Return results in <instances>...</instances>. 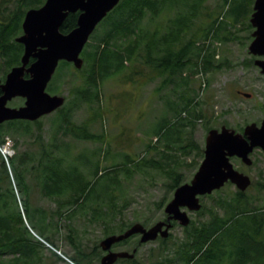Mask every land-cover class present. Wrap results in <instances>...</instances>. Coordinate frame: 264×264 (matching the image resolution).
I'll list each match as a JSON object with an SVG mask.
<instances>
[{
    "label": "rangeland",
    "instance_id": "obj_1",
    "mask_svg": "<svg viewBox=\"0 0 264 264\" xmlns=\"http://www.w3.org/2000/svg\"><path fill=\"white\" fill-rule=\"evenodd\" d=\"M5 1L7 2L5 10L7 11L9 7H13L12 3L16 2V0H0L1 3ZM222 9H224L223 0H207L200 17L196 19V27L208 25ZM173 15L174 13L164 12L156 19L148 15L142 25L154 30L159 22L162 26H166ZM104 19L90 37L91 44L98 43L103 36L107 24V20ZM225 35L226 33L223 31L220 34L221 37ZM227 36L229 39L214 40L215 62L216 64L221 63L222 67L207 72L199 70L192 72V69L185 71V74L190 78L189 88L182 86L183 81L180 77L178 79L179 86L171 84L163 88L162 78L156 76L152 68L144 64L139 65L137 70H142V73L136 74L134 66H128L123 73L113 76L102 85L99 102L88 103L81 99L76 102L74 95L70 94L71 76L59 80V73L56 79L53 78L54 81L52 79L47 91L51 94L64 95L66 109H69L74 103L78 104V107L74 109L73 117L77 123L92 120V117L96 115L97 118L92 121L90 128L94 133L102 134L103 138L81 140L71 135L57 133L55 122L57 118H60L58 109L33 121L30 125L31 133L20 134L17 137L6 133L5 136L9 135L14 140L16 153L26 152L36 160L43 153L44 148L55 156H63L66 167L74 168L85 179L94 181L95 185L85 204L68 214L66 212L72 207L67 206L63 208L61 216H55V219L52 220L58 224V229L55 238L56 246L49 247L26 231L27 224H31L30 217L27 219L26 215L33 218L34 209H40L50 212L49 216L52 217L54 210L58 207L55 200L44 196L43 176L45 174L42 170L43 167L40 166L38 172L28 171L26 173L23 191L17 185L13 169L9 168L10 176L12 178L15 176L12 183L16 194V205L18 204L17 214L20 209L24 216L22 224L19 221L15 224V228L19 230L15 235L18 242L14 247L18 264L30 263L34 250L32 242L44 245L46 251L51 255L49 264H75L70 260L71 255L77 253L74 245L79 244V247L85 252L90 253L93 247L104 239L103 225L106 223L110 221H113L112 223L141 222L151 226L159 221L164 216L166 203L174 195L171 186L173 181L168 173L149 164L133 166V170L130 166V172H120V186L115 187L114 179H110L114 174L109 173V175L107 171L114 165L126 162L127 156L130 155L136 159L143 157L145 160H157L163 165H167V168L170 165L179 170L183 174V179L189 182L203 158H198L195 163V150H192L189 155L181 153L183 151L180 150V147L187 144L188 136L193 137L205 148L209 133L208 126L221 128L222 125L227 124L228 127L239 129L252 122H260L264 118L263 75L249 62L250 52L243 45L240 31L237 29L234 36ZM1 66L2 59L0 58V77L2 75ZM56 84H60V92L54 93L50 86H56ZM78 84L82 85L83 81L78 80ZM238 89L250 92L253 96L251 98L241 96L237 92ZM180 93L181 95H179ZM185 98L196 99L195 113L203 114V118L195 119V127L189 125L184 129L179 128L182 130L173 134L171 146L166 147L169 139L164 135L161 138L158 136L159 126L169 120L171 121V130H176V125L173 123L180 117ZM17 103H20L19 99H16L12 104ZM182 117H189L188 112L183 113ZM17 124L21 125L25 122L18 121ZM36 136H42V138H36ZM17 140L18 145H16ZM35 159L32 162L28 161V167L35 164ZM259 159L253 167H250L251 173L249 174L252 177L253 185L246 190L244 197L255 209L262 208L256 212V215L258 218H264V159L262 157ZM234 163L236 166H242L238 161ZM99 168L101 172L106 173L102 177L94 175ZM259 169L262 173L260 176L257 174ZM109 184H111L110 190H108ZM236 189L237 187L230 183L224 188L216 190L210 196L204 197L202 211L189 212L191 220L196 223L208 221L211 218V211H218L222 214L223 210L219 211L215 206L218 198L235 196ZM109 192L118 195L119 205H126V207L124 205V209L120 208L123 210V214L111 213L107 219L105 216H100V218L93 216L90 208L92 202L96 201L97 197H109ZM46 230L49 231L48 228ZM262 230L263 237L261 236V238H264V227ZM48 234L43 236L47 237ZM185 235V227L177 223L170 230L168 237H172L167 243L163 244L160 237L157 240L143 243L136 256L143 264H170L166 258H172L176 262L179 259L176 251L180 243L188 239ZM137 241L138 236L133 237L130 243L137 244ZM115 249L131 251V247L127 245H117ZM34 254L36 262L39 263L38 255ZM117 264L123 263L120 261Z\"/></svg>",
    "mask_w": 264,
    "mask_h": 264
},
{
    "label": "trees",
    "instance_id": "obj_2",
    "mask_svg": "<svg viewBox=\"0 0 264 264\" xmlns=\"http://www.w3.org/2000/svg\"><path fill=\"white\" fill-rule=\"evenodd\" d=\"M206 1L121 0L104 19L107 20V24L99 42L96 44L88 42L85 46L82 52L83 67L77 69L72 63L61 61L53 78L56 79L59 73V80L71 76L70 94L74 95L76 102L81 99L88 103L99 102L102 85L113 76L123 73L128 66H134L136 69L134 73L136 74L142 73V70H137L139 65L144 64L152 68L156 76L162 78L163 88L171 84L176 87L179 86V77L182 78V86L189 88L190 78L185 74V71L192 69V72H198V70L207 72L222 67L221 63L216 64L215 62L214 40H226L229 39L227 35L234 36L238 22L244 14L241 9L243 0H223L224 9L218 12L219 15L208 25L196 27V19L200 17ZM6 3V1L4 3L0 2V58L2 59V75L0 78L3 80L14 66L21 64L24 46L16 41V37L23 33L22 23L26 12L30 8L42 6L45 0H16L12 3V5L14 4L13 7H9L8 11L5 10ZM226 7L228 9H225ZM164 12L174 13L171 19L169 18L170 20L166 26H162L159 22L154 30L143 27V20L146 16L150 15V17L156 19ZM78 14L77 12L68 15L61 27L64 33L77 26ZM222 31L226 33L223 37L220 36ZM78 80H82L83 84H78ZM50 89L54 93L60 92V84L51 85ZM19 100V104H21L23 100ZM184 100L185 104H182L180 117L173 123L176 125V130H171L172 126L169 120L159 126L158 136L161 138L164 135L165 138L169 139L166 147L171 146L170 142L174 138L173 134L177 131L180 132L189 125L195 127V119L203 118V114L195 113V98H185ZM77 107L78 104L74 103L69 109H66L65 103L63 107L58 109L60 118L56 119L57 131L56 129L55 131L81 140L102 139V134L94 133L90 128L92 121L97 118L96 115L87 122L77 123L74 121V109ZM186 112H188L189 117H182V114ZM18 121H23L25 124L19 125L17 124ZM32 123L33 121L28 120H11L5 123L0 128V142L4 141L6 133H10L15 137L20 134L31 133L30 125ZM212 128L208 126L207 129L211 130ZM239 129L241 130L243 127ZM38 137L42 138V136H36V138ZM16 145H18V140ZM180 150L183 151L181 152L183 155H189L192 150H195V163H197L198 158H204V148L193 137L188 136L187 144L181 146ZM20 154L16 153L11 159L10 167L13 169L18 182L17 185L20 186L21 191H23V185L26 183V173L28 171L38 172L41 166L45 174L43 176L44 196L51 197L58 206L52 217L48 216L50 212L40 209H34L33 218L26 215L27 219L30 217L32 224H27L26 231L29 235L37 237L38 241L55 247L58 224L52 220L55 219V216H61L63 208L67 206L72 207L66 212L68 214L85 204L95 182L85 179L74 168L66 167L63 156H55L45 148L37 160L26 152ZM127 157L126 162L114 165L107 171L108 174H114L110 179H114L115 187L120 186V172H130L133 170V166L139 167L149 164L170 175L169 177L173 181L171 186L174 191L186 182L183 179V174L170 165L167 168V165H163L157 160H145L143 157L136 159L130 155ZM34 159L35 164L28 167V161L32 162ZM130 166L131 170L129 169ZM0 172L2 182L9 180L14 201L17 203L9 168L1 153ZM105 174V172H101L100 168L94 173L96 177H102ZM110 189L111 184L108 186V190ZM6 197L4 194V201ZM92 203L90 208L93 216L97 218L105 216L106 219L111 213L122 215L123 210L121 209H124L125 205H119L118 195L110 192L109 197H97L96 201ZM215 206L218 208L217 210H223V213L211 211V218L201 223L192 220L191 224L185 227V236L188 239L182 241L176 251L179 256L178 261L175 262L172 258H166V261L170 264H264V238H261V236L263 237L264 218L257 217L256 212L259 209H253L241 191H237L235 196L218 198ZM5 212L12 213V211H4L0 214V251L5 240L6 246L12 244V229L16 224L15 217L7 215ZM17 215L18 221L22 224L24 216L20 209ZM49 218L52 221L50 224H48ZM112 222L103 225L104 238L122 233L134 224L124 221ZM142 224L148 226L146 223ZM46 234L48 236L44 237ZM171 237L160 238V240L165 244ZM72 241L74 240L72 239ZM100 242L93 247L90 253L85 252L79 247V244H75L74 248L77 253L71 255L70 260L76 264H88L86 261L88 259L90 264H93L97 254L102 253ZM34 253L37 254L35 249L31 254L29 264H38ZM54 253L57 255L56 252ZM93 253H95L94 256H92ZM120 261L123 264H143L136 255L132 259H121ZM0 264L9 263L0 256Z\"/></svg>",
    "mask_w": 264,
    "mask_h": 264
},
{
    "label": "water",
    "instance_id": "obj_3",
    "mask_svg": "<svg viewBox=\"0 0 264 264\" xmlns=\"http://www.w3.org/2000/svg\"><path fill=\"white\" fill-rule=\"evenodd\" d=\"M121 0H45L38 8H30L22 23L23 33L16 41L23 44L24 52L21 64L14 66L0 78V124L11 120L35 121L55 112L66 102L62 94L47 91L61 61L72 63L77 69L84 65L82 52L97 26L120 3ZM257 12L252 21L264 19V0H257ZM79 13L77 26L64 33L61 27L70 13ZM264 32L262 25L259 32ZM255 40L249 52L264 53L258 50ZM264 74V62L256 61ZM28 75V77H26ZM25 98V103L18 107L9 106L14 98ZM255 147L264 149V121L260 126L253 122L245 126L244 133L226 125L209 130L206 138L204 158L193 178L176 188L172 199L167 203V220L159 221L150 228L136 222L124 232L104 238L100 245L109 251L100 264H114L120 258H133L135 252L112 251L115 243L142 234L141 243L157 240L159 235L167 238L173 221L182 226L191 222L189 212L201 210V196L211 194L222 188L227 182L235 184L245 191L252 183L249 175L235 168L230 158L240 157L246 164L253 160L250 153Z\"/></svg>",
    "mask_w": 264,
    "mask_h": 264
},
{
    "label": "flooded vegetation",
    "instance_id": "obj_4",
    "mask_svg": "<svg viewBox=\"0 0 264 264\" xmlns=\"http://www.w3.org/2000/svg\"><path fill=\"white\" fill-rule=\"evenodd\" d=\"M256 2H257V0H243L241 2V4H242L241 9H242V11H244V14L242 15V18L238 22V26H237V29L242 34L241 39H242L243 45L246 46L248 52H249V48H250L251 44L255 40L258 41V43H257L258 44V46H257L258 50H264V32H261V31L259 32V26L260 25H262L263 28H264V19H258V21H257L256 24L252 21L254 14L257 12ZM256 61H263L264 62V53H257V54L250 53V59H249V62L251 63V65L254 68H256L259 72H261V74L263 75V78H264V74L262 73V68L256 63ZM5 79H6V77L4 78V80L2 79V81H5ZM237 92L241 96H244L246 98H251L253 96L252 93L245 92V91H243L241 89H238ZM2 93H3V91H2V89H0V95ZM16 99H22L23 101H22L21 104H19V103L12 104ZM24 103H25V98L17 97V98L12 99L11 101H9L8 105L9 106H12V107H18V106L23 105ZM263 121H264V118H262L260 120V122H255V123H257L258 126H260ZM7 122H9V121H6V122L0 124V128H1L2 125H4ZM222 126H224V125H222ZM226 126H227V124H226ZM244 130H245V127H243V129H241V130L240 129H236V131L237 132H240V133H244ZM205 147H206V143H205ZM204 151H205V148H204ZM204 156H205V154H204ZM250 157L253 160V163L251 165L246 164L240 157H237V156L231 157L230 160L234 164V166H235L236 169H238L240 172H243V173H245V174H247V175L250 176V174H249V173H251L250 167H253V165L257 163L259 157H262L264 159V149L262 147H255L253 149V151L250 153ZM237 161L242 166H240V167L239 166H236L234 162H237ZM0 174H1V172H0ZM257 174L259 176L262 174L260 169L257 171ZM13 178H15V176H13ZM13 178L11 177V180H13ZM250 178L252 179L251 176H250ZM230 183L231 182L229 181L225 185L230 184ZM231 184H233V183H231ZM225 185L222 188H224ZM252 185H253V180H252V183H251L250 186H252ZM222 188H220V189H222ZM220 189H216V190H220ZM216 190H214L213 192H215ZM246 190L245 191H241L240 189H238V187L236 189V191H241L244 194H245ZM4 194L7 196L5 201L3 200ZM211 194H207V195L201 196L200 197L201 203H202V199L204 197L210 196ZM167 203H166V205H167ZM17 205H16V202L14 201V198H13L12 187H11V185L9 183V180H5V182H2L0 180V214L4 213V211H12V213L5 212V214L14 216L15 217V222L17 224V221H18V215H17L18 207H17ZM166 205H165V207H166ZM202 207H203V203H202ZM252 208L255 209V207H252ZM258 209H262V208H258ZM49 215L50 214H48V216ZM167 217H168V214L164 211V216L159 221H162V220L166 221L167 220ZM159 221H157V222H159ZM50 222H51V220L49 218L48 219V224H50ZM191 222H192V220H191ZM177 223H179V222L178 221H173V226H172L171 229H173L177 225ZM155 224H153V225H155ZM153 225H151V226H145V227L150 228ZM184 227H186V226H184ZM17 232H19L18 228H15V226H14L13 229H12V240H13L12 241V244L10 246H6L5 245V241L6 240H5L4 243L1 246L2 249L0 251V256H2L3 258H5L6 261H7V263H9V264H18L17 263V257L15 256V252H14V247H15L16 243L18 242V239L15 236ZM24 235H26L25 232H24ZM136 236H138L137 244L135 242H134V244H133V242L130 243V240L133 237H136ZM2 237L4 238L5 236H2ZM159 237L162 238L160 235H159ZM141 238H142V234L141 233L135 234V235L131 236L128 239H125V240H123L121 242L115 243L112 246L111 250L112 251H123L124 250V251H128V252H131V253L132 252H135V255H136L137 252L139 251V248L143 244V243H141ZM32 243L34 244V249L36 250L37 255H38V258H39V263L38 264H49L51 262V255H50V253H48L46 251V248L44 247V245L37 244L35 242H32ZM120 244L121 245H127L128 247H131V251H129L127 249L126 250L125 249H123V250H116L115 249V246L120 245ZM100 248H101V252L102 253L101 254H97V256L94 258V263L93 264H100L102 258L104 257V255H106L109 252V251L103 250L102 247H101V245H100ZM94 254L95 253H93L92 256H94ZM47 259L49 261H46ZM121 259H132V258H120L114 264H117L119 262V260H121ZM86 261H87L88 264H90V262L88 261V259H86Z\"/></svg>",
    "mask_w": 264,
    "mask_h": 264
},
{
    "label": "built area",
    "instance_id": "obj_5",
    "mask_svg": "<svg viewBox=\"0 0 264 264\" xmlns=\"http://www.w3.org/2000/svg\"><path fill=\"white\" fill-rule=\"evenodd\" d=\"M0 153L6 162L7 166L10 167L11 158L15 155L14 142L10 136H6L3 143L0 142Z\"/></svg>",
    "mask_w": 264,
    "mask_h": 264
}]
</instances>
